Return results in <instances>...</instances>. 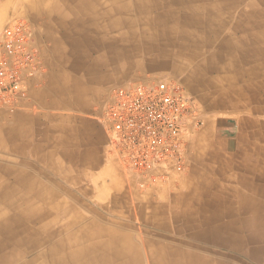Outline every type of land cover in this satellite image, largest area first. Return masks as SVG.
Here are the masks:
<instances>
[{"label": "crops", "instance_id": "0c3cea01", "mask_svg": "<svg viewBox=\"0 0 264 264\" xmlns=\"http://www.w3.org/2000/svg\"><path fill=\"white\" fill-rule=\"evenodd\" d=\"M32 10L43 72L0 146V253L14 242L36 248L28 264H68V244L96 235L107 264H145L158 247L209 250L221 264L244 243L264 250V0H36ZM162 73L208 109V126L187 134L184 186L141 190L99 117L112 83ZM36 231L44 243L27 240Z\"/></svg>", "mask_w": 264, "mask_h": 264}, {"label": "built area", "instance_id": "2783aa9c", "mask_svg": "<svg viewBox=\"0 0 264 264\" xmlns=\"http://www.w3.org/2000/svg\"><path fill=\"white\" fill-rule=\"evenodd\" d=\"M43 72L32 23L0 29V108L15 112ZM194 98L168 80L118 85L105 110L110 152L141 190L185 185L190 167L188 132L199 123Z\"/></svg>", "mask_w": 264, "mask_h": 264}, {"label": "rangeland", "instance_id": "374dc122", "mask_svg": "<svg viewBox=\"0 0 264 264\" xmlns=\"http://www.w3.org/2000/svg\"><path fill=\"white\" fill-rule=\"evenodd\" d=\"M29 0H0V9L2 12V19L0 17V29L8 22L13 21V20H25L28 22H34V15L31 12L30 9L27 5ZM161 80H168L171 82H175L176 84L180 85L184 91L192 96L199 108V123L195 126L193 129V133L191 131L190 135H194L196 132H204L208 126V116H209V111L208 109L200 103L186 88L185 84L179 80L176 77H171L168 76L167 74H159L153 77L150 81H161ZM127 81H119V82H114L111 84L107 91V95L104 98V101L101 106V114H100V121L105 125L104 121V116H105V110L108 104V101L110 100L112 93L114 89L121 84H126ZM23 108V106H19L16 111L20 110ZM1 114L5 115L7 118L11 117L13 113L6 108H0ZM3 109V110H2ZM8 122V123H7ZM8 124H12L11 120L9 121H4L0 120V129L2 128H7ZM191 139V138H190ZM191 143V141H190ZM1 146V144H0ZM109 153H111L109 151ZM191 167V166H190ZM10 210L13 211H18V206L17 205H9ZM37 206H44V205H37ZM24 205H20V211L24 212L25 210ZM76 222V221H75ZM10 224H13V219H10L8 222ZM40 232L33 233L29 238L28 236H21L20 239L22 238H28L27 240L29 242H35L37 244H41L43 239L45 240V237L42 235ZM16 240L19 239V237H15ZM26 241V243H29ZM150 241V240H149ZM149 241H145V244H147ZM14 242H7L6 247L4 249L3 253H0V264H28L30 255L32 254L33 256L35 255V247H29L28 245L24 248H26V251L20 252L18 249L13 245ZM85 243V242H84ZM244 243V242H243ZM238 244V243H237ZM240 244V242H239ZM185 246V245H184ZM181 247V248H148V250H144V261L145 264H157V260L164 259L166 263L168 264H221V260H225L226 257L224 255L216 257V253L210 252L209 250H196V252L189 251L188 246L186 247ZM239 246V245H237ZM245 248L242 249L243 251H237V247L234 250L229 251L228 253V263L227 264H264V250H261V252H255L252 253L250 251H246V248L249 247L244 243ZM23 248V247H22ZM33 253H31V252ZM45 253V254H44ZM135 253V252H134ZM2 254V256H1ZM46 251L42 252V256H46ZM128 254V253H127ZM39 257V256H38ZM44 259L43 257L38 259L39 264H44Z\"/></svg>", "mask_w": 264, "mask_h": 264}, {"label": "bare ground", "instance_id": "6f19581e", "mask_svg": "<svg viewBox=\"0 0 264 264\" xmlns=\"http://www.w3.org/2000/svg\"><path fill=\"white\" fill-rule=\"evenodd\" d=\"M35 2H36V0H29L28 3H27V5L30 6L29 9H30L31 12H33L32 7H33V4L35 5ZM1 10L2 9H0V17L2 16L1 15L2 14ZM1 19H2V17H1ZM0 111H1V109H0ZM1 112H3V111H1ZM3 116H5V115H3V114L0 113V120L9 121V120L12 119V116L9 117L8 119L7 118H4ZM12 129H13L12 124H8V127L7 128L0 129V144L1 145H2V141H3V135H6V132L7 131L10 132V130H12ZM27 209H28L27 213L29 215H31V216H34V213L36 212L37 207L34 206V205H29ZM43 214L44 213H42L41 215H38L39 217H37L36 220H38L39 218L40 219L41 218H44V215ZM27 230L29 231V229H27ZM101 237L104 238L105 236L96 235V237H92V241H90V243L87 246H85L83 248L79 247V249H78V246H76V245L74 246V244H68V252L67 253H64V257L68 258L67 259L68 264H83V261L87 262L89 259H90V262H92V261L98 262V263L104 262V264L110 263L112 257H111V253L109 251L108 242L105 239L101 238ZM42 241H44V239ZM74 243H76V242H74ZM90 246H93L94 247V250H92L90 248ZM46 253L47 254L44 257L50 258V250H47Z\"/></svg>", "mask_w": 264, "mask_h": 264}]
</instances>
